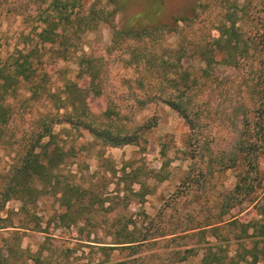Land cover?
<instances>
[{
    "label": "trees",
    "instance_id": "trees-1",
    "mask_svg": "<svg viewBox=\"0 0 264 264\" xmlns=\"http://www.w3.org/2000/svg\"><path fill=\"white\" fill-rule=\"evenodd\" d=\"M125 2L0 0V27L7 17H22L24 30L12 51L4 50L2 46L8 48L9 44L0 42V149L6 151L9 158L0 179V230H7L15 239L6 237L2 240L0 264L18 263V230L26 229L30 222H35L31 227L34 231L40 229L35 213L40 197L51 195L57 198L61 208L58 225L66 229L91 220L95 208H104L105 199L91 195L88 189L72 183L67 175L60 173L68 151L60 144L56 126L69 125L76 131H86L104 146L121 148L138 145L142 136L157 125L156 116L130 125L122 123L120 110L116 111L111 103L102 112H93L89 97L103 96L104 79L101 59L84 52L83 38L95 31L100 23L109 25L112 30L108 52L127 55V65L142 68L151 78L138 80L141 87L145 83L153 87L140 101L139 110L149 103H164L187 124V140L193 151L214 155L207 154L209 170L214 163L222 172L236 171L233 188L223 195L218 205L219 219L189 229L197 232L186 236L201 237L209 230L214 239V242L202 245L201 264H264V193L260 199L251 198L262 183L259 159L264 154V0H226L227 9L221 16L218 13L214 22H202L198 29L202 38L188 41L189 49L182 33L193 20L201 18L208 7L205 0H194L192 16L172 17L169 27L158 18L163 10L162 0H147L148 6L133 16L123 15ZM106 14L114 20L120 15L121 21H107ZM165 33L174 38L173 45L163 44L166 42ZM157 37L162 38L158 43L160 51L153 52L148 47ZM144 39L148 43H144ZM47 57L73 62L78 81L66 79L63 88L53 92L45 69ZM194 64L201 66L199 75L188 69ZM216 66L237 72L247 71L242 76L244 89L241 93L245 96L237 105V114L233 115L235 122L229 132L227 147L214 153L212 147L202 141V124L207 117L203 114L201 100L197 98V90L201 80L208 78ZM82 80H85L84 85ZM24 93L28 96L22 99ZM28 102H45L49 109L38 113L33 129L23 130L16 136V110ZM128 167L129 171L124 167L120 177L124 189L131 190L133 185L143 187L144 180L138 169ZM190 174L185 178L188 179ZM130 192L135 197H143L141 191ZM12 200L19 204V208L17 212L7 211V217L3 218L1 214ZM248 202H253L252 209L257 215L244 230L247 238L253 240L252 246L245 254L223 257L219 251L217 225L223 216ZM108 212L112 214L108 233L111 243L100 247L103 256L100 264H126L114 257L125 251L129 257L145 256L149 247L157 244V238L167 236L149 235L147 229L137 231L132 216L122 214L117 208H110ZM11 214L24 215L26 221L15 224L9 216ZM249 230H252L251 235H248ZM186 237L175 236L167 242ZM114 252L118 253L115 255ZM193 252L194 247L184 251L171 250L169 261L183 263Z\"/></svg>",
    "mask_w": 264,
    "mask_h": 264
},
{
    "label": "rangeland",
    "instance_id": "rangeland-1",
    "mask_svg": "<svg viewBox=\"0 0 264 264\" xmlns=\"http://www.w3.org/2000/svg\"><path fill=\"white\" fill-rule=\"evenodd\" d=\"M162 1L163 10L158 18L167 25L166 27H169L172 17L192 16L191 7L194 0ZM205 2L208 7L201 18L193 20L182 33L188 49L190 47L188 41L202 38L198 30L202 22H214L218 18L216 17L218 13H221V16L228 7L226 0ZM145 6H148L147 0H126L123 15L133 16ZM104 17L107 21L114 20L109 14ZM114 21L120 22L121 16L118 15ZM22 31H24L22 17L5 18L0 27V42L2 45L9 44V47L2 46L3 49L12 51ZM111 33L109 25L100 23L95 31L83 38L84 52L101 59L104 79L103 96L89 97L91 108L93 112L100 113L111 103L116 111L120 110L119 117L122 123L130 125L156 116L157 125L142 136L138 145L121 148L104 146L100 141H94L86 131H76L69 125L56 126L55 132L59 133L60 144L68 151L60 173L67 175L72 183L88 189L91 195L105 199L104 208H95L91 220L66 229L58 225L61 208L57 198L51 195L40 197L35 211L40 229L34 231L31 227H34L35 222H30L26 229L18 230L17 264H100L103 259L100 247L111 243L108 236L112 225L110 219L112 214L108 212L110 208H117L122 214L131 215L137 231L145 232L147 229L149 235L155 237L167 234L163 238H157V244L150 246L145 256L129 257L126 251L120 255L114 252L116 255L114 258L126 264H174L169 261L170 251L174 249L184 251L189 247H194V252L185 262L175 264H201L202 245L214 242L209 230L201 237L186 236L197 232L189 229L203 225L206 221L216 222L219 219L218 205L223 195L233 188L236 171L222 172L214 163L209 170L207 154L210 156L213 154L193 151L187 140L189 133L187 124L164 103H149L144 109L139 110L140 101L148 96L153 87L148 83L141 87L138 80L151 78L142 68L127 65L125 62L127 55L121 52H108ZM213 34L217 35L216 32ZM164 35L166 42L163 44L173 45L171 43L174 38L171 34ZM157 38L148 47L153 52L160 51L158 43L162 38ZM144 41L148 43L147 40ZM192 57H195L194 54ZM45 61V69L53 92L60 91L66 79L78 81L75 78L77 68L73 62L48 57ZM194 65L188 69L199 75L201 66ZM245 71L247 70L242 69L241 72H237L216 66L214 72L201 80L198 87L197 98L201 100L203 114L207 117L202 124V141L211 146L214 153L227 147L229 132L235 122L233 115L237 114V105L243 102L245 96L241 93V89H244L242 76ZM84 84L85 80H82V85ZM27 96L24 93L22 99ZM48 109L49 104L45 102L39 104L28 102L18 107L14 118L15 135H20L23 130L27 132L29 128L33 129L38 113ZM8 162L6 151L0 149V179L7 169ZM129 165L138 169L140 178L144 180L143 187L133 185L131 190L124 189L120 177L124 167L129 171ZM259 168L262 183L251 197L254 200L260 199L264 193V154L259 159ZM189 172L191 174L186 179ZM132 190L141 191L143 197H135L130 192ZM252 204L253 202L243 204L220 219L217 232L221 256L227 255L231 258L236 254H245L244 252L251 248L253 240L247 238L244 230L247 229L249 221L257 218ZM18 208L19 204L12 200L7 203L1 215L5 218L7 211L17 212ZM9 216L15 224L26 221L24 215ZM231 221L235 222L232 224ZM8 233L10 232L7 230H0V248L4 238H13ZM251 233L252 230H249L248 235ZM175 236L186 238L177 242H167L169 238ZM19 249H22L23 253Z\"/></svg>",
    "mask_w": 264,
    "mask_h": 264
}]
</instances>
